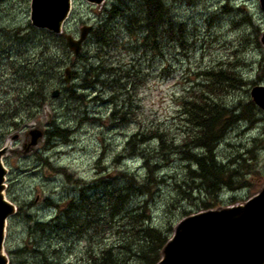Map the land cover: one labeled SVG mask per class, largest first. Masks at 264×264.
I'll return each instance as SVG.
<instances>
[{"label":"rangeland","instance_id":"obj_1","mask_svg":"<svg viewBox=\"0 0 264 264\" xmlns=\"http://www.w3.org/2000/svg\"><path fill=\"white\" fill-rule=\"evenodd\" d=\"M164 2L167 28L153 48L150 40L141 39L145 33L140 25L128 18L144 13L142 0H107L102 5L74 0L65 33L78 38L83 26L91 25L96 31L106 24L114 35L110 46L102 44L104 49L97 42L98 33L91 31L80 55H74L66 41H51L33 26L31 0H0V51L4 52L0 56V103L10 104L18 92L28 87L23 78L28 74L26 69L14 70L10 61L33 58L37 62L43 57L42 50L46 51L42 43L47 41L48 51L52 47V53L62 60V75L54 74L50 80L46 93L49 100L43 108L33 109L32 117L21 115L22 109L18 108L15 116L21 125L9 134L0 124V148L9 143L13 150L4 157L8 169L5 193L18 208L7 226L5 251L9 264H45L44 254L55 264H83L92 245L97 249L116 244L118 234L111 230L113 219L107 210L92 215L89 233L79 237L52 229V218L59 210L50 202L60 204L62 210L80 188L91 187L100 179L123 188L127 182L123 172L143 183L149 174L145 161L156 166V180H164L155 181L152 194L146 197L149 222L164 233L172 228L170 238L183 218L205 210L203 200L212 204L209 208L239 204L264 186V110L251 96L253 87L264 86V47L260 41L264 11L259 0ZM130 28L142 31L139 39ZM15 31L19 35L29 33L28 42L22 37L16 40ZM99 55L110 70L101 77L104 83L85 87L87 65L97 66ZM67 67L73 70L70 84L64 81ZM227 67L235 70L244 83L228 87L219 103L238 112L250 104L252 114L237 121L215 150L218 161L236 177L235 190L225 186L218 199H213L200 181H192L190 171L196 167L184 153L187 147L182 140L188 127L180 98L203 81V73ZM56 88L61 95L53 98L51 93ZM34 127L41 128L44 135L33 150L26 152L25 145L32 138L28 132ZM58 127L68 130L67 141L54 136ZM143 129L149 132L146 138L151 139L129 146L132 135ZM152 129L169 134L171 141L166 149L149 135ZM190 152L203 154L205 150L193 147ZM143 199L133 197L131 208L141 211ZM37 221L51 225L38 231Z\"/></svg>","mask_w":264,"mask_h":264},{"label":"trees","instance_id":"obj_2","mask_svg":"<svg viewBox=\"0 0 264 264\" xmlns=\"http://www.w3.org/2000/svg\"><path fill=\"white\" fill-rule=\"evenodd\" d=\"M142 1L144 13L141 16L128 15V18L130 22H137L141 30H144L145 35L141 39L150 40L149 45L155 48L158 36L167 28L168 9L164 0ZM21 31L23 30L21 29ZM42 32L51 41H53L52 39L65 41L64 35H55L47 30H42ZM130 32L139 39L142 31H133L130 28ZM92 33H98L97 42L99 45L101 44V47H103L102 44L110 46L114 37L113 31L106 24H101L98 30H92ZM28 34L19 35V32L15 31L14 35L15 37L18 36L16 40L22 37L23 39L26 38V42H28L30 39ZM49 43V41L42 43V46L46 47V51L42 50L43 57L40 60L36 59L37 62L35 63L32 60L33 58L10 61V66L14 70L26 69L25 71L28 74L23 75L25 81L24 79L22 81L26 82L25 85H28V87L18 92L10 104L8 101L0 103V124L3 123L6 126L7 132L5 134H9L21 125L19 117L15 116L20 111L18 108L22 109L21 115L30 117L34 115L32 113L33 109L43 108V105L49 100L46 93L50 87V80L54 74L62 75L61 70H59L62 61L60 55H54L50 46L51 51H48L47 46ZM5 48L2 49L5 50ZM103 48L105 49V47ZM3 53L0 51V56ZM101 57L102 55H99L97 66L94 64L87 65L83 78V81L87 83L85 87H89L94 83H104V78L101 77L110 69L107 68L106 61ZM203 75V81L186 91L180 98L182 117H185L186 126L188 127V130L184 131L182 144L185 143L184 147H187V150H184V153L188 155L187 158L196 167L190 171L192 181H200L210 198L218 199L223 187L226 186L230 190H235L233 178L236 175L226 168V164L218 161L215 150L228 130L237 121L247 116L250 117L252 113L251 108L248 109L250 104L247 105V109L238 112L225 106L224 103H219V97L228 87H238L244 83L236 75L235 70L230 67L218 71L212 69L203 73ZM253 105L251 103V106ZM148 133L144 129L138 130L132 135L128 145L134 146L137 143H143L151 139L146 138ZM150 133L149 135H153L154 138L158 139L163 150L168 147L171 140L166 131L160 132L158 129H152ZM53 134L66 141L69 137L68 130L60 127ZM190 146H192L191 148H202L205 152L203 154L191 153ZM145 164L149 174L143 183H137L135 176L123 172L122 177L127 181L123 188L119 186V183L113 185L103 181L104 179H100L98 183L93 184L91 187L80 188L78 195L70 200L62 210L59 209L60 204L50 202L51 206L59 210V214L52 218L53 223H55L52 229L59 233L86 237L85 234L89 233V226L92 223V215L96 217L98 214H104L107 210L109 218L113 219L111 230L118 234V242L97 249L92 245L83 264H157L160 261L163 248L170 239L168 232L171 233L173 229L170 228L169 231L164 233L149 222L150 215L147 210L149 198L146 197L152 194L154 184L157 182L164 183V180L157 181L154 177V173H156L154 164L148 161H145ZM155 181L157 182L155 183ZM136 195L142 199L144 198L141 200V211L139 208H131L132 199ZM188 196L190 195L188 194ZM203 204H205V209H209V206L212 205L206 203L205 200H203ZM100 206L103 207L102 211L97 210ZM130 211L132 212L129 213ZM126 213H128V216ZM35 224L38 231H45L51 225V222L37 221ZM170 227L172 226L170 225ZM92 243L94 244V242ZM39 253L42 258L43 253ZM42 261L45 264H55L54 259L52 260L46 254H44Z\"/></svg>","mask_w":264,"mask_h":264},{"label":"water","instance_id":"obj_3","mask_svg":"<svg viewBox=\"0 0 264 264\" xmlns=\"http://www.w3.org/2000/svg\"><path fill=\"white\" fill-rule=\"evenodd\" d=\"M86 1L102 5L106 0ZM260 4L264 10V0ZM71 10L72 0H31V21L38 29L62 34ZM91 30V25H85L78 38L66 34L67 46L74 55L80 53ZM260 40L264 46V32ZM64 73V81L69 84L73 71L67 67ZM60 94L56 88L51 96L58 98ZM251 95L264 110V86L253 87ZM29 134L32 138L25 145L26 152L39 144L44 131L34 127ZM12 152L9 143L0 149V264H9L4 247L6 227L8 219L17 212L5 194L8 169L3 159ZM157 264H264V186L244 203L200 211L182 219Z\"/></svg>","mask_w":264,"mask_h":264}]
</instances>
